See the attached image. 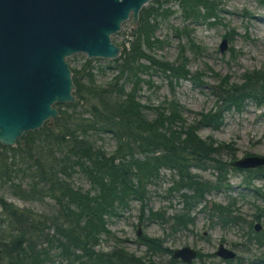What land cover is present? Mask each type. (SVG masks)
Here are the masks:
<instances>
[{
    "label": "trees",
    "instance_id": "trees-1",
    "mask_svg": "<svg viewBox=\"0 0 264 264\" xmlns=\"http://www.w3.org/2000/svg\"><path fill=\"white\" fill-rule=\"evenodd\" d=\"M180 7L186 19L214 17L210 0H181ZM165 13L167 10L153 5L143 6L128 47L122 43L113 65L104 67L115 72L108 81H96L89 61L78 69L70 68L78 101L56 104L58 116L52 125L45 123L20 136L14 146L0 144V186L22 202L51 205V211L45 212L17 206L0 195V264H44L53 248L82 264H154L120 246L100 248L101 235L110 234L109 219L117 216L118 210L129 209L133 200L140 202L142 211L148 186L167 169L173 181L168 192L183 202L181 213L168 218L181 228L192 222L196 203L224 186L230 171H242L231 165L232 160L219 158L230 149L229 143L201 139L197 131L218 129L226 111L239 112L247 102L264 106V65L245 70L240 81H230L225 75L211 90L216 97L214 107L189 121L172 86L177 80L195 81L200 76L187 69L184 47L172 63L145 51L159 46L154 36L156 17ZM191 49L197 47L191 43ZM149 72L165 75L172 92V97L151 107V118L144 114L138 99L143 84H148L142 75ZM90 134L110 135L115 142L113 151L96 145ZM206 168L216 170L214 182L194 172ZM243 172L247 182L264 178V167ZM75 173L89 182L88 189L76 185ZM213 207L222 227L245 220L234 215L238 212L233 202ZM161 217L159 211L149 213L152 220ZM247 239L263 247L264 229L247 233ZM163 242L147 235L139 238L149 254L168 253ZM231 263L240 264V258L226 261Z\"/></svg>",
    "mask_w": 264,
    "mask_h": 264
},
{
    "label": "rangeland",
    "instance_id": "rangeland-1",
    "mask_svg": "<svg viewBox=\"0 0 264 264\" xmlns=\"http://www.w3.org/2000/svg\"><path fill=\"white\" fill-rule=\"evenodd\" d=\"M210 1L214 17L206 20L184 18L181 0H152L145 5L167 10V13L156 17L154 36L159 41V46L146 48L145 51L157 59L172 63L176 60L179 49L184 47L188 58L187 69L191 73H200L195 81L180 79L172 83L174 97L184 106V115L189 121L198 112L214 107L216 97L211 90L225 75L230 77V81H240L242 72L259 69L264 65V0ZM135 27L130 16L122 23L121 29L111 36V40L128 47ZM223 38L227 39V45L221 51L219 45ZM191 43L197 49H191ZM66 60L70 68L76 69L89 61L98 83L108 81L115 73L112 68H104L112 66L114 59H88L84 53H74ZM142 76L148 80V84H143L138 99L144 106V114L151 118V107L166 97H172L171 87L161 73L149 72ZM197 83L200 85H195ZM197 133L201 139L213 138L216 142L230 144V149L219 156L223 161L229 162L249 155L264 156V106L247 102L239 112L226 111L218 129L203 127ZM89 139L108 152L115 147L114 139L108 134H90ZM240 170L242 171L239 173L230 171L219 191H212L203 201L196 203L191 210L192 222L181 228H176L168 216L181 213L183 202L175 194L168 192L169 185L173 182L172 172L162 170L159 180L147 188L148 195L143 210L140 211V202L136 200L129 203V209L118 210L117 216L109 219L110 234L101 235L99 247L110 250L120 246L154 264H185L179 259H173L171 253L174 249L190 246L200 253L191 264H226L227 260L215 254L219 244H223L235 253L233 260L240 258V264H264V246L260 247L247 239V233H254L255 224H260L259 231L264 229V178H252L247 182L246 175L243 174L245 172ZM194 172L211 182L217 178L216 170L212 168ZM74 179L77 186L89 188V182L79 173L74 174ZM0 195L20 207L51 211V205L22 202L1 186ZM227 202H233L238 212L234 215L241 216L244 221L225 227L218 224L217 213L214 212L217 208L213 206L226 205ZM210 207L213 211L209 210ZM151 211L161 212L162 217L150 219ZM138 227L140 235H137ZM143 235L162 239L163 246L170 251L149 254L146 246L139 243V238ZM44 264L82 263L76 258L63 257L60 250L53 248L49 261Z\"/></svg>",
    "mask_w": 264,
    "mask_h": 264
},
{
    "label": "water",
    "instance_id": "water-1",
    "mask_svg": "<svg viewBox=\"0 0 264 264\" xmlns=\"http://www.w3.org/2000/svg\"><path fill=\"white\" fill-rule=\"evenodd\" d=\"M152 0H0V144L12 147L28 132L51 124L58 103H76L67 58L115 59L122 50L111 36ZM223 38L219 49L226 48ZM239 169L264 166V156L249 155L231 162ZM260 224H255L259 231ZM137 235H140L139 227ZM215 254L233 260L235 253L219 244ZM197 251L174 249L173 259L191 264Z\"/></svg>",
    "mask_w": 264,
    "mask_h": 264
}]
</instances>
